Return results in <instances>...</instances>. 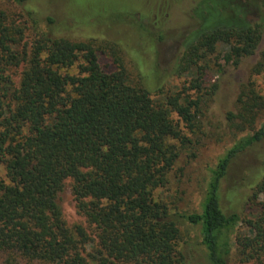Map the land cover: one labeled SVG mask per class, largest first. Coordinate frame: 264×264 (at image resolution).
<instances>
[{
  "label": "trees",
  "instance_id": "1",
  "mask_svg": "<svg viewBox=\"0 0 264 264\" xmlns=\"http://www.w3.org/2000/svg\"><path fill=\"white\" fill-rule=\"evenodd\" d=\"M27 1L7 0L24 11L22 26L0 9V251L31 264H184L183 220L198 226L207 264H228V239L240 219L222 211L221 183L231 160L264 139V122L253 127L261 97L238 99L237 113L226 114L247 132L210 168L199 212L174 210L159 192L177 159L194 154L188 134L203 95L212 92H202L209 62L236 66L251 55L259 23L247 21L246 8L234 0H208L211 12L204 16L196 13L202 1L192 0L196 27L181 40L173 70L184 82L155 99L140 80L131 82L121 62L102 69L88 41L34 29L33 40L20 44L29 21L35 24ZM227 2L229 15L222 8ZM170 7L154 17L155 30H164L171 11H185ZM174 26L182 34L185 26ZM19 64L14 84L6 67ZM261 173L251 188L254 200L264 193ZM67 179L85 225H67L62 217L56 196ZM244 224L251 234L236 237L241 252H264V205Z\"/></svg>",
  "mask_w": 264,
  "mask_h": 264
},
{
  "label": "rangeland",
  "instance_id": "2",
  "mask_svg": "<svg viewBox=\"0 0 264 264\" xmlns=\"http://www.w3.org/2000/svg\"><path fill=\"white\" fill-rule=\"evenodd\" d=\"M191 1L28 0L23 6L34 14L35 24L33 26L29 21V28L23 30V37L19 42L29 44L34 38V29L71 41H88L96 49L97 62L102 69L112 70L113 61L121 62L131 82L140 80L150 96L156 99L178 89L184 82L185 77L178 76L173 70L181 40L196 27L191 24ZM201 1L196 13L204 16L211 11L209 1L199 0ZM177 4L182 5L185 11H171L164 30H155V14H162L163 9ZM233 4L246 8L247 21L259 23L260 39L254 52L241 58L236 66L226 64L220 59L209 62L202 92L211 89L212 92L203 95L195 128L188 134L195 143L188 151L194 154L192 157L182 154L177 159L167 174V184L159 192L169 202V206L179 212L200 211L210 168L235 140L247 132L245 129L236 130V118H226L228 112L233 115L237 113L238 99H245L251 94L261 97L253 127L264 122V0H234ZM232 7L227 2L222 8L229 15ZM0 9L7 11L8 22L13 21L22 26L19 24L18 15L19 12L24 13L23 10L8 4L7 0H0ZM219 19L221 16L215 18ZM177 24L185 26L181 28L182 34L173 29ZM159 35L160 38H157ZM22 66L19 64L6 67V72L14 84L18 83ZM158 86L160 90L157 91ZM172 117L175 118V115L172 114ZM263 170L264 139L235 156L222 179L220 207L225 214L235 212L240 219L228 239V264H264L263 251L254 255L246 250L241 252L236 241L238 235L251 234L244 221L255 218L261 212V205H264V193H258L255 200L249 197L252 186ZM69 184L70 181L65 180L56 196L62 217L67 225H85L83 218L76 212ZM180 230L178 244L183 263L207 264L206 250L200 243L198 226L180 220ZM8 258L0 251V264H31L16 260L13 262Z\"/></svg>",
  "mask_w": 264,
  "mask_h": 264
},
{
  "label": "flooded vegetation",
  "instance_id": "3",
  "mask_svg": "<svg viewBox=\"0 0 264 264\" xmlns=\"http://www.w3.org/2000/svg\"><path fill=\"white\" fill-rule=\"evenodd\" d=\"M166 9H167V8H166ZM164 11H165V9L162 10V12H164ZM165 12L167 13V10H166ZM163 15H165V13H163L162 15H161L160 13H156L154 17L159 18V17H161V16H163Z\"/></svg>",
  "mask_w": 264,
  "mask_h": 264
}]
</instances>
